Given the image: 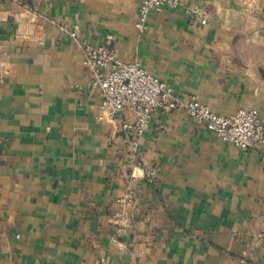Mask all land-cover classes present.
Returning a JSON list of instances; mask_svg holds the SVG:
<instances>
[{
    "label": "crops",
    "instance_id": "0c3cea01",
    "mask_svg": "<svg viewBox=\"0 0 264 264\" xmlns=\"http://www.w3.org/2000/svg\"><path fill=\"white\" fill-rule=\"evenodd\" d=\"M142 1L0 0V264H264V146L244 152L183 109L155 110L132 134L149 183L61 29L94 46L112 36L182 100L264 120V0H180L144 33ZM133 173L125 227L116 200Z\"/></svg>",
    "mask_w": 264,
    "mask_h": 264
},
{
    "label": "built area",
    "instance_id": "2783aa9c",
    "mask_svg": "<svg viewBox=\"0 0 264 264\" xmlns=\"http://www.w3.org/2000/svg\"><path fill=\"white\" fill-rule=\"evenodd\" d=\"M180 0H143L136 21V28L144 33L148 30L153 14L167 7L178 9ZM203 23H206L204 20ZM62 31L80 45L83 52V65L86 77L92 87L98 89L102 97V109L110 122L119 121L125 139L137 159V167L144 172L149 183L155 182L156 170L144 163L139 151L137 137L146 134L155 110L174 111L183 109L201 123L208 131L217 134L222 140L234 144L244 152L264 146V120L254 110L242 109L235 115H220L195 98L182 100L174 95L170 86L149 73L138 62H124L113 46V37L108 36L101 45L94 46L80 37L79 26L63 25ZM129 110L135 116L133 122L120 119ZM264 164V150L261 157ZM137 176L129 177L125 194L116 200L120 206L117 218L129 227V211L136 202L135 184Z\"/></svg>",
    "mask_w": 264,
    "mask_h": 264
}]
</instances>
